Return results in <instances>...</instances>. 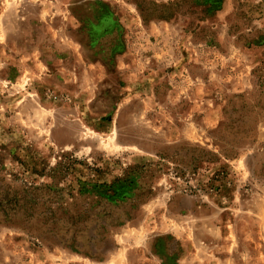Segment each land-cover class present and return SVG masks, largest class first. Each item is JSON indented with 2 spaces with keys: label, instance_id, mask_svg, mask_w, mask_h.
Segmentation results:
<instances>
[{
  "label": "rangeland",
  "instance_id": "rangeland-1",
  "mask_svg": "<svg viewBox=\"0 0 264 264\" xmlns=\"http://www.w3.org/2000/svg\"><path fill=\"white\" fill-rule=\"evenodd\" d=\"M263 76L264 0H0V264H264Z\"/></svg>",
  "mask_w": 264,
  "mask_h": 264
},
{
  "label": "trees",
  "instance_id": "trees-1",
  "mask_svg": "<svg viewBox=\"0 0 264 264\" xmlns=\"http://www.w3.org/2000/svg\"><path fill=\"white\" fill-rule=\"evenodd\" d=\"M263 80H264V78H263ZM243 126H246L247 128H249V130L251 129L248 124H243ZM244 132H246V131H244ZM221 140H222V143L224 144V146H226V145L229 146V144H228L229 142H228L227 137L224 136V137L221 138ZM223 152H229V151L226 148L223 147ZM225 155L228 156L226 153H225ZM109 188H112V187H109Z\"/></svg>",
  "mask_w": 264,
  "mask_h": 264
}]
</instances>
